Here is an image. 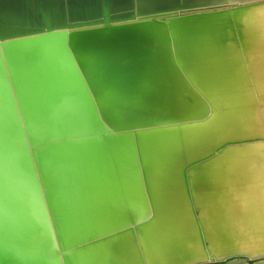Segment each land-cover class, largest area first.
<instances>
[{
	"label": "bare ground",
	"instance_id": "1",
	"mask_svg": "<svg viewBox=\"0 0 264 264\" xmlns=\"http://www.w3.org/2000/svg\"><path fill=\"white\" fill-rule=\"evenodd\" d=\"M154 18L165 26L172 21L204 24L205 34L217 37L211 42L220 54L201 48L209 43L206 39H184L176 33L173 38L164 26L150 23L151 32L138 44L137 83L146 87L140 119L149 109L163 110L150 106L158 76L181 84V98L192 105L203 104L199 117L209 106L211 114L181 127L142 130V154L156 210L153 220L137 233L146 259L129 233L105 246L83 249L80 264H264V0H0V51L3 42L48 29L68 33L107 22ZM210 20H219L216 28L206 25ZM231 39L235 45L226 43ZM161 98V106L171 103L169 96ZM133 134L112 142L131 166L137 160ZM160 136L169 137L153 139ZM225 144L213 158L190 170L193 197L201 209L199 223L186 191V172L191 162ZM106 148L97 146L94 154L105 163L112 156ZM131 184L133 201L127 205L111 202L113 191L109 200L103 194L79 196L72 210L88 236L78 244L150 214L138 187Z\"/></svg>",
	"mask_w": 264,
	"mask_h": 264
},
{
	"label": "water",
	"instance_id": "2",
	"mask_svg": "<svg viewBox=\"0 0 264 264\" xmlns=\"http://www.w3.org/2000/svg\"><path fill=\"white\" fill-rule=\"evenodd\" d=\"M154 19L107 22L68 33L48 29L2 43L0 264H74V260L80 264L83 249L105 246L129 233L145 256L137 233L153 220L156 210L142 154V130L203 121L212 109L209 106L207 113L199 117L205 106L192 105L193 101L181 98L183 88L175 79L158 76L150 106L156 104L164 111L155 113L149 109L140 119L146 87L139 88L137 83L138 44L151 32L150 23H156L173 38L176 33L184 39H206L209 43L205 41L201 48L220 54L211 42L217 37L214 33L206 35L204 24L172 21L165 26ZM210 22L206 25L214 29L219 20ZM168 96L171 103L161 106V97L168 100ZM132 134L137 153L134 166L119 157L112 143ZM97 146L107 147V153L112 151L106 163L95 157ZM225 147L226 144L191 162L186 172V191L199 223L201 209L193 197L190 170ZM100 169L103 174L97 178ZM131 182L138 187L140 199L146 200L150 214L129 227L78 244L88 232L72 210L79 196L103 194L109 200L113 191L111 202L131 204ZM202 240L208 248L209 240L203 231Z\"/></svg>",
	"mask_w": 264,
	"mask_h": 264
},
{
	"label": "rangeland",
	"instance_id": "3",
	"mask_svg": "<svg viewBox=\"0 0 264 264\" xmlns=\"http://www.w3.org/2000/svg\"><path fill=\"white\" fill-rule=\"evenodd\" d=\"M254 202H256L255 200H254ZM262 202V201H261Z\"/></svg>",
	"mask_w": 264,
	"mask_h": 264
}]
</instances>
